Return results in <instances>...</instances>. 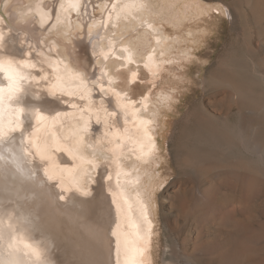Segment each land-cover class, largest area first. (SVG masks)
<instances>
[{"label":"bare ground","instance_id":"bare-ground-1","mask_svg":"<svg viewBox=\"0 0 264 264\" xmlns=\"http://www.w3.org/2000/svg\"><path fill=\"white\" fill-rule=\"evenodd\" d=\"M5 3L10 5L7 9L4 7ZM37 3L41 5L43 11L49 13L52 6L56 4L53 18L43 29L36 23L39 19L35 7ZM61 3L67 6L69 0H0V13H3V16L0 17V26H3L4 22L7 21V26L4 27L5 33L9 36L6 41L7 49L13 57L20 58V55L15 54V43L18 47H24L23 53L25 55L28 45H34L36 52L40 55L34 53L32 59L39 62L49 72H51L49 65L58 60L63 61L59 64L61 70L67 64L70 68L86 70L90 78L95 68L96 73L93 79L100 75L101 68L110 74L118 72L115 77L117 86L124 89L130 97L134 100H141L144 96L148 97L142 105L137 107L143 111V106L147 105V112L142 118L152 122L148 125L151 140L147 143L155 147L150 157L140 156L138 141L143 138V129L140 127L141 117L138 114L134 116L136 109L129 108L127 115L121 113L118 119H106L105 113L100 110V131L96 133L95 137H92L90 135L91 127L87 132H84L83 125L85 121L89 120V117H91V125L96 123V108L85 113L83 119L80 118L79 108L69 106L66 110L63 108L52 110L54 102H50L47 98H53L49 95V88L55 82L54 79L42 84H36L34 80L31 81L28 85L29 94L25 97V101L46 109L52 116L57 111L61 112L64 127L60 135L71 137L75 141L76 150L74 152L67 150L55 152L53 150L46 160H40L38 156L34 155L33 150V155L26 157L29 162L28 167L35 165L38 168L37 175L43 180V186L38 182L20 178L18 174H15L14 168L8 171L0 168V232H4L9 223L16 225L17 228L15 232L11 233V236L15 237V246L12 249L8 246L9 235L6 234L3 239H0V260L8 257L9 252H14L21 264H32L31 260L25 256L27 249L24 245L37 246L41 240L47 246L46 256L51 264H87L88 261L98 258L99 245L81 227V217L91 218L95 202L91 197H83L76 192L72 182L74 180L79 181L81 185L89 188L94 194L103 190L108 197V202L111 203L112 197L108 192V184L104 177L109 172L112 173L113 181L111 183L114 189L116 170L114 159L119 157L123 171L128 173L127 176L122 177V182L127 183L129 200L133 204L134 219L138 215L137 209L139 207L136 204L135 192L137 179H139L138 187L141 192H147L146 207L150 214L151 232L143 242V246L147 249L146 264H154L150 250L156 234L155 196L156 191L162 187L166 180L160 171L163 155L162 144L158 137L165 127L166 110L172 105L175 96L172 84L152 89L151 92L148 89L151 88L153 81L157 82L156 77L161 69L166 70L172 65L178 67L175 61L189 58L193 52L192 49L204 42L205 36L211 32V29L199 21L206 20L203 15L208 14L209 9L199 0H80L82 5L80 12H62V24L53 28L56 10ZM113 3L119 6L137 5V7L124 8L123 10L118 8L117 11L120 12V15L117 18L116 12L112 11ZM17 5H31V8L18 9ZM84 5H87V15L84 14ZM93 5L99 7L94 9ZM139 5L144 7L140 8ZM20 11H23L28 17L22 23H18ZM226 11L231 16L238 13H243L244 16L247 14L252 22L261 23L264 21V0H228ZM105 21H108L107 28L103 26ZM94 23L99 26L93 28V36L90 40L88 26ZM113 25L115 26L113 27ZM157 38H159V43H157ZM109 42H112L117 52L121 48L133 50V59L137 60L140 65V81L131 85L125 84L124 81L130 79L131 73L118 70V62L114 64V58L110 59L106 65L96 66V58L103 59L102 52L108 51ZM93 44L96 45L95 55L93 54ZM149 55H151L150 61L148 60ZM141 56H143V60L140 59ZM145 63H149L151 71L144 67ZM130 67L133 70L136 69L135 64ZM32 71L34 76H38L37 70ZM1 78L3 75L0 76ZM221 80L218 79L219 82L221 81L224 86L228 87L237 101L246 104L240 115V120H238L236 138L245 145L246 151L255 152L256 155L259 154L260 157L258 158L264 160V100L254 94L250 82L237 84L231 79L221 78ZM0 82L3 81L0 80ZM3 83L6 84V82ZM36 95H39V100L34 99ZM110 98L113 99V106H109L112 109L115 108V97L110 94ZM54 99L59 101L57 98ZM96 100V107L98 108L99 96ZM105 106H107V102ZM83 107H87V102L84 103ZM4 108L5 105H0V111H3ZM116 110L119 111V109ZM64 113H68V115L64 116ZM258 116H261V122L257 121L256 117ZM33 122L35 124V121ZM0 123H7L6 111H3V119L0 120ZM110 128L112 131L118 129L120 136L113 138L111 135H105ZM31 131V128L28 129L29 133ZM15 143L18 148L19 138ZM116 144H121L122 147L117 149ZM88 145L91 147H87ZM25 147L31 148V145L26 144ZM93 149L103 152L110 159L94 158L91 155ZM61 154L66 155L69 161H61ZM90 160L101 166L98 169H91L87 163ZM250 160L252 161V159ZM40 161L45 163L39 167ZM250 163L236 159L227 167L225 166L223 172L228 173L232 181L236 182L238 186H244V194L240 193V197L237 198L234 195L231 196L241 209L244 208L251 212L253 209L251 198L254 188L258 186V178L264 177V175L259 176L261 172H257L253 164ZM222 167L224 168V166ZM45 169L48 170L49 175L54 173L57 179L49 181L45 175ZM98 172H100L99 176H97ZM89 177L94 182L89 183ZM262 179L264 181V178ZM53 182L55 183L52 184ZM65 189L69 191H64ZM59 193H63L66 199L60 200L58 195H55V199H53V195ZM69 195L74 197V201L71 203L68 201ZM250 212L248 211L247 215L245 213L246 216H242L243 219L238 218L239 220H236L240 225L242 224L241 226H245L244 229L246 230L247 223L250 222L251 224L250 214L252 213ZM9 216H12L13 220L9 221ZM230 224L232 227V223ZM240 225L237 223L235 226ZM251 228L250 233L254 227ZM125 231L129 232L130 239H136L135 236L131 235L134 230L128 227L127 220L125 221ZM109 236H111V229H109ZM112 249V261L115 264L114 238ZM246 249L243 250L244 254ZM250 253L254 254L253 252ZM240 254L242 253L240 252ZM251 262L259 264V261L254 258ZM261 264H263V260Z\"/></svg>","mask_w":264,"mask_h":264},{"label":"rangeland","instance_id":"rangeland-1","mask_svg":"<svg viewBox=\"0 0 264 264\" xmlns=\"http://www.w3.org/2000/svg\"><path fill=\"white\" fill-rule=\"evenodd\" d=\"M199 1L213 9L203 15L206 20L199 21L211 32L189 58L175 61L178 67L161 69L155 87L151 85L157 89L172 84L175 96L158 137L163 155L160 171L166 180L155 196L151 259L154 264H253L254 258L264 264V177L257 180L250 212L231 196L244 194V186L223 172L239 159L253 162L259 176L264 175V160L246 151L236 138L246 104L237 101L221 82V78L237 84L250 82L254 94L264 100V21L252 22L243 13L229 15L228 0ZM248 211L253 215L246 230L236 220ZM248 226L254 227L253 234Z\"/></svg>","mask_w":264,"mask_h":264},{"label":"snow or ice","instance_id":"snow-or-ice-1","mask_svg":"<svg viewBox=\"0 0 264 264\" xmlns=\"http://www.w3.org/2000/svg\"><path fill=\"white\" fill-rule=\"evenodd\" d=\"M10 5L4 4L5 9ZM18 9L24 7L31 8V5H17ZM36 13L39 15L38 23L39 27L43 29L47 25L52 17L49 12L42 10L39 3L35 5ZM80 0H69L67 6L64 3L59 5L56 10L55 23L53 28H57L62 24V12H77L81 10ZM94 9L98 8V5L92 6ZM106 7V6H105ZM137 7V5H123L119 6L116 3L112 5V11L116 12L117 18H119L120 12L118 8L123 10L124 8ZM138 7L143 8V5ZM87 15V5H84ZM215 10H218L215 9ZM213 11L209 7V12ZM34 13V14H36ZM3 13H0V17ZM20 19L18 23H22L27 20L28 17L23 11L19 13ZM7 26V21L3 26H0V74L3 75V81L6 84L0 82V105H5L3 111L7 112V123H0V168L8 171L11 168L15 169V174H18L20 178L38 182L43 186V180H41L37 173L38 168L28 167L27 156H38L40 160H46L55 152H63L65 150L74 152L75 141L71 137L61 136L60 132L64 127L63 120H61L62 113L57 111L54 116L50 115L48 111L42 107L37 106L34 103H27L25 97L29 94V87L31 81H35L36 84L47 83L54 79V83L49 88V95L53 98L59 99L63 104H66L72 108H79L81 113V119L84 114L90 112L93 108H96V123L100 124L99 111L103 110L107 118H119L121 113H128L129 108L136 109L135 115H139L140 127L143 129V138L138 141L140 156L148 158L151 156L154 150V145L148 144L147 141L151 140L150 129L148 125L152 122L144 120L142 117L147 112V105L143 106V111L138 105H142L144 101L148 99L144 96L141 100H134L128 95L124 89L117 86L116 75L117 73L110 74L108 71L101 68L100 75L94 79L90 78L86 70H80L79 68H70L67 64L63 70L60 69L59 64L62 60H58L53 64H50L51 72L44 69L39 62L32 59L33 54L40 55L36 52L34 45L29 44L27 53H21L20 58L13 57L7 49L6 41L9 36L5 33L4 27ZM99 25L91 24L88 26V36L91 40L93 36V28ZM103 26L108 27V21H105ZM115 25H113L114 27ZM151 27V25H149ZM11 30L9 29V32ZM22 43H24L22 41ZM159 43V38H157ZM96 45L93 44V54L95 55ZM163 55V52H161ZM103 59L97 57L96 66L106 65V63L114 58V64L118 62V70H124L131 73L130 79H126L124 82L127 85H131L141 80L139 76L140 65L137 60L133 59L134 52L131 48H121L119 52L115 50L112 42H109L108 51L102 52ZM143 60V56L140 57ZM148 60H151L149 55ZM135 64L136 69L133 70L131 65ZM144 67L151 71L149 63H145ZM32 70H37L38 76L33 75ZM155 75V73H153ZM155 87V81L152 82ZM99 89L97 93L96 89ZM151 88L148 89L151 92ZM111 96L115 97V108L110 109L105 106L106 98ZM99 96V107L97 108L96 97ZM67 97V99H64ZM35 100H39V95L34 97ZM87 102V107H83ZM116 109H119L117 111ZM3 111H0V120L3 119ZM67 116L68 113H64ZM91 117L88 121H85L83 125V131L87 132L91 127ZM35 121V124L32 122ZM51 121V123H49ZM115 122V120H114ZM31 128V133L28 129ZM126 131V130H125ZM105 135H111L113 138L120 136L119 130L112 131L111 128ZM19 138L20 144L17 148L16 140ZM83 139V138H82ZM71 141V143H70ZM26 144H30L31 148L25 147ZM87 147H91L88 145ZM121 144H116V148H121ZM91 155L100 160H109L110 158L103 152L93 149ZM83 159V157H81ZM91 169H98L101 165L94 163L93 161H87ZM115 163V186L113 189L112 181L113 175L111 172L104 177L105 182L108 184V192L111 194V203L108 202V197L104 194L103 190L94 194L89 188L81 185L79 181L74 180L73 188L83 197H91L95 202V208L89 217H81L82 229L99 245L98 258L90 260L87 264H113L112 261V244L113 238L115 240V264H146V247L143 246V242L151 232V221L146 202L148 199L147 192H141L139 189V179L136 181V204L139 205L137 212L138 215L133 218V204L129 200L127 183L122 182V177L127 176L128 173L123 171L119 157L114 159ZM45 175L49 181L57 179V176L53 173L48 174V170L45 169ZM89 183L94 181L89 177ZM130 183V182H129ZM64 191H69L65 189ZM59 196L60 200H65L66 197L63 193L54 194ZM68 201L71 203L74 201V197L69 195ZM9 221L13 220L12 216L8 217ZM128 222V227L134 231L131 233L135 236V240L130 239L129 232L125 231V221ZM109 229H111V236H109ZM17 230L16 225L9 223L6 226L4 232H0V239H3L7 234L10 237L9 248L12 249L15 246V237L11 236V233ZM27 251L25 256L31 260L32 264H51V261L47 259L46 252L47 246L45 242L41 240L37 246L29 244L24 245ZM18 251V249H17ZM0 264H21L18 257L14 252H9L8 257L0 260Z\"/></svg>","mask_w":264,"mask_h":264},{"label":"water","instance_id":"water-1","mask_svg":"<svg viewBox=\"0 0 264 264\" xmlns=\"http://www.w3.org/2000/svg\"><path fill=\"white\" fill-rule=\"evenodd\" d=\"M55 8H56V4H54L53 6H52V9H51V12H50V15H51V17L53 18V16H54V14H55ZM14 51H15V54H17V55H20L21 53H23V51H24V47H18L17 46V43H15L14 44ZM33 56H34V54H33ZM95 73H96V69L94 68L93 69V71H92V73H91V78H93V76L95 75ZM2 74H0V76H1ZM1 81H3V78H1L0 79ZM3 82H6V81H3ZM96 91H97V93L99 92V90L98 89H96ZM98 96V95H97ZM47 100H49L50 102H54V105H53V107L51 108L52 110L53 109H55V108H63V109H67V108H69V106L68 105H66V104H61L58 100H56V99H54V98H47ZM106 102H107V106L109 107V106H113V99L112 98H106ZM33 124H34V122H32ZM30 129V128H29ZM100 131V124H97V123H92V125H91V128H90V135L92 136V137H95V135H96V133L97 132H99ZM61 161H69V159L67 158V156L66 155H64V154H61ZM44 163L45 162H41L40 161V163H38V166L40 167V166H43L44 165ZM99 173L100 172H98V174H97V176H99ZM55 182H53L52 184H54Z\"/></svg>","mask_w":264,"mask_h":264}]
</instances>
